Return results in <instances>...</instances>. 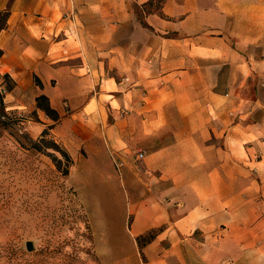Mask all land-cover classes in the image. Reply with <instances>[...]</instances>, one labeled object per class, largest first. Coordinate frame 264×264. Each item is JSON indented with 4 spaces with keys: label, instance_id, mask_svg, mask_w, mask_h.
Wrapping results in <instances>:
<instances>
[{
    "label": "crops",
    "instance_id": "crops-1",
    "mask_svg": "<svg viewBox=\"0 0 264 264\" xmlns=\"http://www.w3.org/2000/svg\"><path fill=\"white\" fill-rule=\"evenodd\" d=\"M147 1L74 0L77 44L68 48L69 34L49 33L71 24L1 0L10 13L0 74L13 83L5 110L26 109L31 95L52 108L50 78L69 51L79 72L62 77L79 83L62 94L80 92L82 125L103 152L125 156L115 178L129 205L118 216L131 221L111 246L135 244L141 264H264V0H165L144 26L133 5ZM131 151L146 155L137 162ZM93 227L91 217L102 248Z\"/></svg>",
    "mask_w": 264,
    "mask_h": 264
},
{
    "label": "rangeland",
    "instance_id": "rangeland-1",
    "mask_svg": "<svg viewBox=\"0 0 264 264\" xmlns=\"http://www.w3.org/2000/svg\"><path fill=\"white\" fill-rule=\"evenodd\" d=\"M9 1L24 15L45 18L49 24H71L66 34L54 30L49 35L61 39L69 34L71 40L65 46H76L74 0ZM151 1L154 5L145 10L156 8L158 0ZM6 12L9 15L10 10L0 13ZM139 16L140 10L135 13L136 18ZM69 53L58 62L59 74L50 78L48 91L54 102L51 108L47 98V104L56 113L47 115L31 95L29 107L9 108L11 120L1 119L6 126L0 127V264H141L143 257L132 242V248L125 251L111 246L122 240L131 221L127 218V226L124 222L121 225L118 216L122 214L119 204L124 206V213L129 205L115 178L125 165V156L109 154L106 148L103 152L92 137L91 126L82 125L80 92L62 94L67 86L79 83L62 77L72 70L79 72L78 57ZM2 76L4 87L11 89L9 75ZM33 82L41 85L38 76H33ZM110 122L111 116L104 125ZM61 150L71 157L68 167ZM66 167L68 174L63 172ZM91 217L102 248L94 247ZM107 240L111 250H106ZM26 242L32 243L33 250L26 249Z\"/></svg>",
    "mask_w": 264,
    "mask_h": 264
},
{
    "label": "trees",
    "instance_id": "trees-1",
    "mask_svg": "<svg viewBox=\"0 0 264 264\" xmlns=\"http://www.w3.org/2000/svg\"><path fill=\"white\" fill-rule=\"evenodd\" d=\"M165 1H157V4H156V8L154 10H145V8H151L153 5H154V2H152L151 0H148L147 3L145 4H142V5H137V4H134L133 7H134V11L135 13L140 10L141 12V16H139L140 18H137L144 26H146V23L144 22V15H147V14H151V13H159L161 14V7L163 5ZM8 17V13H4V14H1L0 13V32L2 30H4V28L6 27V19ZM0 55H1V52H0ZM7 88V87H6ZM10 87L7 88L6 90L9 91ZM44 101L46 102V105H41V102ZM36 102L39 103V107L42 108V110L44 112H46L47 115H52L54 113H56L55 111H53V109L51 110L49 105L47 104L48 102V99L47 97L41 95V96H38L37 97V100ZM1 119H4V120H11L10 116H9V113L6 112L5 110V106H4V98L3 96L0 94V127L4 128L6 126V124L4 122L1 121ZM44 134H47V131H44ZM43 134V135H44ZM61 155L63 157H65L66 161H67V167L71 164L72 160H71V157L68 156V154L64 151V150H61L60 151ZM55 161H56V165H57V168L58 169H61V163L60 161L57 159V157L54 158ZM67 167L65 170H63V172L65 174H68L67 172ZM154 236V231L150 230L148 231V233L144 236H141V237H138L136 239L137 241V245L139 246V248H141L145 243H148V241H150L152 239V237Z\"/></svg>",
    "mask_w": 264,
    "mask_h": 264
},
{
    "label": "built area",
    "instance_id": "built-area-1",
    "mask_svg": "<svg viewBox=\"0 0 264 264\" xmlns=\"http://www.w3.org/2000/svg\"><path fill=\"white\" fill-rule=\"evenodd\" d=\"M2 77L3 76L0 74V94L2 96H4L7 93V90L4 87V83H2ZM132 155H133V158H134L135 161L143 160L145 155H146V152H144V151H134V153ZM121 165L122 164L119 163L118 166H121Z\"/></svg>",
    "mask_w": 264,
    "mask_h": 264
},
{
    "label": "water",
    "instance_id": "water-1",
    "mask_svg": "<svg viewBox=\"0 0 264 264\" xmlns=\"http://www.w3.org/2000/svg\"><path fill=\"white\" fill-rule=\"evenodd\" d=\"M26 249H28L29 251L33 250V247H32V243L31 242H26Z\"/></svg>",
    "mask_w": 264,
    "mask_h": 264
}]
</instances>
